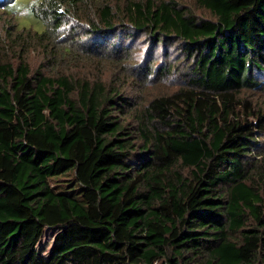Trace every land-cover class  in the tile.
Segmentation results:
<instances>
[{
    "label": "trees",
    "instance_id": "obj_1",
    "mask_svg": "<svg viewBox=\"0 0 264 264\" xmlns=\"http://www.w3.org/2000/svg\"><path fill=\"white\" fill-rule=\"evenodd\" d=\"M195 1L214 19L173 0L121 11L191 60L188 87L140 110L99 82L0 60V264H264V106L241 95L262 87L264 0ZM96 2L91 31H113L108 0L26 12L58 28Z\"/></svg>",
    "mask_w": 264,
    "mask_h": 264
},
{
    "label": "rangeland",
    "instance_id": "obj_2",
    "mask_svg": "<svg viewBox=\"0 0 264 264\" xmlns=\"http://www.w3.org/2000/svg\"><path fill=\"white\" fill-rule=\"evenodd\" d=\"M36 1H16L21 8L17 11L5 9L6 5L0 4L1 61H10L16 66L21 57L31 73L40 70L50 77L67 76L74 81L99 82L117 89L119 96L127 97L135 110L144 108L156 97L188 87L190 71L187 68L191 60H186L180 53L181 45L166 39V44L156 46L151 36L133 30L121 13L128 0H108L113 12H119L111 32L91 31L90 19L94 21V8L101 2L86 6L84 14L61 13V24L55 28L48 26L49 22L39 8L36 9L39 19L30 11L29 14L26 12L29 4L35 5ZM173 1L184 5L198 19H214L213 14L195 0ZM47 28V35L37 36L36 30L40 32ZM260 77L262 87L241 95L264 106V75ZM127 122L131 127L136 125L133 119L128 118ZM260 141L264 154V136ZM133 163H137L135 159ZM55 233L56 229H44L36 246L37 252L44 255L49 252Z\"/></svg>",
    "mask_w": 264,
    "mask_h": 264
}]
</instances>
